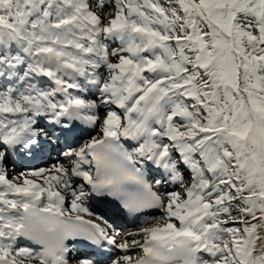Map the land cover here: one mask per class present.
I'll use <instances>...</instances> for the list:
<instances>
[{
	"label": "snow or ice",
	"instance_id": "1",
	"mask_svg": "<svg viewBox=\"0 0 264 264\" xmlns=\"http://www.w3.org/2000/svg\"><path fill=\"white\" fill-rule=\"evenodd\" d=\"M0 264H264V0H0Z\"/></svg>",
	"mask_w": 264,
	"mask_h": 264
},
{
	"label": "bare ground",
	"instance_id": "2",
	"mask_svg": "<svg viewBox=\"0 0 264 264\" xmlns=\"http://www.w3.org/2000/svg\"><path fill=\"white\" fill-rule=\"evenodd\" d=\"M19 170V169H17ZM112 219H115L117 221V223H122V222H126V221H132L131 217H128L127 214H121L119 216L116 217H111Z\"/></svg>",
	"mask_w": 264,
	"mask_h": 264
},
{
	"label": "rangeland",
	"instance_id": "3",
	"mask_svg": "<svg viewBox=\"0 0 264 264\" xmlns=\"http://www.w3.org/2000/svg\"><path fill=\"white\" fill-rule=\"evenodd\" d=\"M18 171V170H17ZM100 214H103V212L101 211V212H99ZM156 215H159L160 213H155ZM103 215H105V214H103ZM106 216V215H105ZM106 217H110V216H106ZM118 225H120V224H118ZM121 226H123V230H126V229H130L131 227H132V222L131 223H129V224H122Z\"/></svg>",
	"mask_w": 264,
	"mask_h": 264
}]
</instances>
